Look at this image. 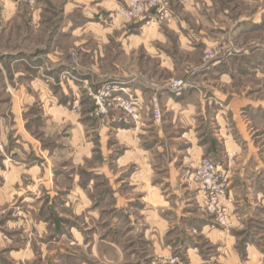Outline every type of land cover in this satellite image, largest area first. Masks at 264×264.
Returning <instances> with one entry per match:
<instances>
[{
    "label": "rangeland",
    "instance_id": "1",
    "mask_svg": "<svg viewBox=\"0 0 264 264\" xmlns=\"http://www.w3.org/2000/svg\"><path fill=\"white\" fill-rule=\"evenodd\" d=\"M10 1L22 9L18 16L21 20L5 23L1 21L4 16L0 11V49L35 51L45 46L52 30L57 36L62 18V0ZM181 1H171V10L175 15L170 21L160 23L162 26L168 25L186 17L195 30L193 44L197 47L193 52L181 49L175 34H169L165 49L176 60V71L159 68L158 61L151 59L142 49L133 55L124 54L113 39L104 45L105 56L100 59V72L86 75L92 79L95 87L100 86L99 89L106 84L116 83L115 79L122 76L113 67V63H117L130 76L166 85L170 95H175L169 90L171 83L183 80L187 84L186 89L194 87L198 96L208 99L207 106L201 105L210 111L207 112L208 120L199 119V125L208 133L203 143L208 144L209 152L199 158L196 167L181 170L182 192L167 202L159 199L157 190L151 191L146 201L140 193H133L134 200L131 202L114 200L110 194L112 178L107 174L94 177L92 171L89 172L95 166L110 163L116 154H121L122 151L118 152L121 146L110 148L115 140L109 138L108 130L102 132L101 129L114 125L113 116L123 114L119 110H110L108 115L98 116L91 93L99 89L92 91L83 88V84L75 80L78 72L73 68L80 64L88 69L94 63L92 58L101 43L94 35H88L85 38L86 48L83 49L77 46V42L84 37L78 38L72 34L57 37L56 44L64 51V62L69 56L71 65L68 106L71 115V194L77 192L74 179L78 176H82L80 181L87 194L85 202L71 201L69 226L76 230L79 227L80 234L77 231L70 234L69 240L72 242L79 238L81 248L85 250V256L84 250L81 254L85 264H264V0H198L208 4L202 7L200 16L185 13V3ZM37 11H40L44 26L34 34L29 19ZM118 11L113 19L123 23L132 24L141 18L127 21L117 15ZM29 32L31 37L25 40L24 35ZM116 34L119 36L120 33ZM204 35L210 39L206 44L200 39ZM235 100L240 103L234 107L228 106ZM162 112L164 119L168 113L165 108ZM142 113L145 114L144 123L147 122L145 125H151L150 105L143 106ZM212 115L225 118L224 127L232 136L226 148L218 132L220 126L210 120ZM126 127L137 128L135 125ZM173 131L171 127L169 138ZM58 132L60 130L55 128L54 137L45 141L56 142ZM100 132L103 141L108 139L107 146L106 143L100 144ZM144 137L145 146H152L158 140L157 134L148 133ZM171 143L168 149H171ZM170 149L161 154L154 148L150 151L149 160L157 165L170 158L172 160L174 154ZM205 158L211 159L219 167V174L226 180L225 196L219 200L215 212L209 210L211 207L202 182L191 178ZM55 163L60 165L61 158ZM110 170L103 172L109 173ZM157 171L154 170V174ZM162 174L154 179L159 182L167 175ZM89 181L93 184H89ZM130 182L138 183V179L134 177L133 181H128V185ZM124 195V192L121 193V197ZM130 197L127 196V199ZM187 204L190 216L179 208ZM78 205L83 210L79 218L74 214ZM172 205L176 208L169 209ZM142 206L150 211L149 218L140 216ZM3 214L0 209V220ZM131 214L134 218L130 221ZM178 215L181 217L178 218ZM159 221L165 223L159 224ZM142 222L146 226H141ZM204 228L209 230L204 231ZM210 230L215 231L214 234ZM52 238L51 235L48 241L51 242ZM93 241L98 244L95 254L91 246Z\"/></svg>",
    "mask_w": 264,
    "mask_h": 264
},
{
    "label": "crops",
    "instance_id": "2",
    "mask_svg": "<svg viewBox=\"0 0 264 264\" xmlns=\"http://www.w3.org/2000/svg\"><path fill=\"white\" fill-rule=\"evenodd\" d=\"M131 1L133 0H62L58 34L55 37L52 30L45 46L38 47L35 51L0 49V209L4 212L0 220V264H85V259L81 256L84 249L81 248L79 238L72 242L69 240L70 234H75L76 231L80 234L79 227L76 230L69 226L71 201L85 202L87 194L80 181L82 176L74 179L77 192L71 194V115L68 107L71 65L67 55L64 62V51L56 44L57 37L68 34L84 37L77 42V46L83 49L86 48L85 38L88 35H94L101 43L92 58L94 63L88 69L80 64L76 68L72 67L78 72L75 80L82 83L83 88L92 91L98 90L100 86L95 87V83L86 75L100 72V59L105 56L104 45L113 39L124 54L133 55L142 49L147 56L158 61L159 68L170 72L177 68L176 60L165 49L170 33L175 34L181 49L189 52L196 50L197 46L193 44L195 30L189 19L182 15L179 20L163 26L152 16L141 17L132 24L113 19L114 13ZM181 2L185 3V13L199 16L202 7L208 6L198 0ZM0 9L4 16L1 21L10 23L21 20L18 16L22 9L10 0H0ZM31 16V31L35 34L44 26V20L40 11ZM116 33H120L119 36ZM200 34L203 35L202 32ZM30 37L31 32L24 35L25 40ZM200 39L204 44L210 41L205 35ZM113 67L122 75L114 82L138 97L142 107L150 105L151 98L158 96L168 116L163 119L162 112V121L157 123L151 118V125L148 126L145 125L147 122L144 123V114L141 126L138 125L136 129L115 123L108 124L101 131L108 130L109 138H114L116 142L113 141L109 147L121 146L118 152H122L116 154V158L110 163L95 166L89 172L92 171L94 177L108 175L112 178L113 189L110 194L114 200L131 202L134 200L133 193H140L146 201L149 200L151 191L157 190L159 199L167 202L182 192L181 170L196 167L199 158L209 152L208 144L203 143L208 133L199 125V119L208 120L207 112L210 111L201 105L207 106L209 101L198 96L194 87L185 89L180 95H170L164 84L130 76L117 63H113ZM237 103H240L239 100L228 106L234 107ZM212 116L210 120L220 126L221 130L218 132L226 148L231 143L232 136L224 127L225 118ZM171 127L175 132L169 138L168 131ZM55 128L60 130L57 141L47 143L46 139L54 137ZM102 132L100 144L106 143L107 146L109 141H103ZM148 133L157 134L158 140L152 146H145L144 136ZM169 142H172L171 149L169 148L174 154L172 160L170 158L158 165L149 160L150 151L157 148V152L162 154L169 150ZM59 158L60 165L55 163ZM121 168L124 169L121 171ZM109 169V173L103 172ZM154 170H158L156 174ZM161 173L167 175L158 182L154 178ZM134 177L138 179V183L130 182L128 185V181H133ZM92 182L89 181V184ZM123 184L126 186L123 187ZM123 192L125 195L121 197ZM127 196L131 197L127 199ZM79 206L74 211L77 218L83 211ZM168 208L176 207L172 205ZM179 208L190 216L188 204ZM145 209L143 207L139 214L149 218L150 211ZM179 217L181 216L178 215ZM133 218V214L129 215L130 221ZM143 222L141 226H146L149 219L145 222L146 225ZM162 222L165 223L159 221V224ZM206 230L209 229L204 228ZM210 231L211 234L215 232ZM51 235L53 238L49 242ZM91 246L95 254L98 251L97 242L93 241ZM83 255L85 256V250Z\"/></svg>",
    "mask_w": 264,
    "mask_h": 264
},
{
    "label": "built area",
    "instance_id": "3",
    "mask_svg": "<svg viewBox=\"0 0 264 264\" xmlns=\"http://www.w3.org/2000/svg\"><path fill=\"white\" fill-rule=\"evenodd\" d=\"M172 0H133L126 7L121 8L117 15L124 20H132L136 17L152 16L161 23L162 21H170L174 12L171 10ZM187 84L183 80L174 81L169 86V90L180 95L186 89ZM96 105L97 115L106 116L110 110H119L122 116H113V122L118 125H135L136 127L142 123L143 107L141 100L128 93L117 83H109L104 85L95 93H91ZM150 108L152 119L160 123L162 121V108L158 96H154L150 100ZM191 178L202 182L203 189L210 205V211H217L220 199L225 196L226 180L219 174V167L208 158L201 161L196 172Z\"/></svg>",
    "mask_w": 264,
    "mask_h": 264
}]
</instances>
